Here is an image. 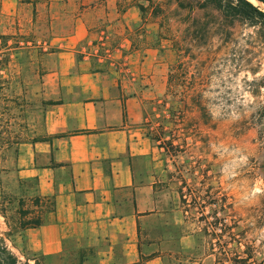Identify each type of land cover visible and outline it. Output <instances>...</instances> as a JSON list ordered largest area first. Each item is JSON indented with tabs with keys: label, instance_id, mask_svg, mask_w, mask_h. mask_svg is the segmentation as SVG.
<instances>
[{
	"label": "crops",
	"instance_id": "1",
	"mask_svg": "<svg viewBox=\"0 0 264 264\" xmlns=\"http://www.w3.org/2000/svg\"><path fill=\"white\" fill-rule=\"evenodd\" d=\"M140 0H0L6 16L31 6L44 23L42 98L13 175L46 203L19 237L45 264H220L189 216L145 124L166 96L174 42ZM151 16V15H150ZM40 29V30H39ZM32 262V261H30Z\"/></svg>",
	"mask_w": 264,
	"mask_h": 264
},
{
	"label": "rangeland",
	"instance_id": "2",
	"mask_svg": "<svg viewBox=\"0 0 264 264\" xmlns=\"http://www.w3.org/2000/svg\"><path fill=\"white\" fill-rule=\"evenodd\" d=\"M140 1L176 51L166 96L148 107L150 137L207 252L220 264H264V28L213 5L198 8L204 0ZM262 5L254 4L264 12ZM22 8L23 17L0 11V239L11 232L7 244L25 262L17 229L47 209L13 175V160L47 103L44 34L36 31L44 22L31 6Z\"/></svg>",
	"mask_w": 264,
	"mask_h": 264
},
{
	"label": "trees",
	"instance_id": "3",
	"mask_svg": "<svg viewBox=\"0 0 264 264\" xmlns=\"http://www.w3.org/2000/svg\"><path fill=\"white\" fill-rule=\"evenodd\" d=\"M180 1V0H179ZM264 4V0H257ZM209 5H213L220 10H222L224 16L226 17H238L241 15L249 16L255 18L264 28V12L248 0H204V2H198L197 7L204 9ZM189 8H193V4H187ZM182 7V5H181ZM143 11V7H140ZM264 89V86H263ZM155 140V139H153ZM42 225V218L32 219L24 221L21 226L17 229L18 233L23 234V232L30 228H37ZM13 234L9 232L6 236L7 238L0 239V264H30V261L35 262V264H41V260H30L26 258L23 262L7 244L8 237H12ZM42 264H45L42 262Z\"/></svg>",
	"mask_w": 264,
	"mask_h": 264
},
{
	"label": "bare ground",
	"instance_id": "4",
	"mask_svg": "<svg viewBox=\"0 0 264 264\" xmlns=\"http://www.w3.org/2000/svg\"><path fill=\"white\" fill-rule=\"evenodd\" d=\"M251 1L252 3L256 4V5H262L261 3L257 2V0H249ZM264 7V5H262Z\"/></svg>",
	"mask_w": 264,
	"mask_h": 264
},
{
	"label": "water",
	"instance_id": "5",
	"mask_svg": "<svg viewBox=\"0 0 264 264\" xmlns=\"http://www.w3.org/2000/svg\"><path fill=\"white\" fill-rule=\"evenodd\" d=\"M249 1V0H248ZM250 2V1H249ZM259 2V1H258ZM261 3V2H260ZM261 4H263V3H261ZM264 5V4H263ZM255 7H257V6H255ZM261 10V9H260ZM261 11H263V10H261Z\"/></svg>",
	"mask_w": 264,
	"mask_h": 264
}]
</instances>
